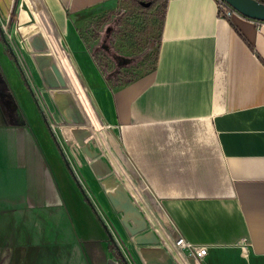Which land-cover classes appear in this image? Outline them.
<instances>
[{
    "label": "crops",
    "instance_id": "obj_1",
    "mask_svg": "<svg viewBox=\"0 0 264 264\" xmlns=\"http://www.w3.org/2000/svg\"><path fill=\"white\" fill-rule=\"evenodd\" d=\"M116 2L0 0V264H122L104 226L127 264H264V26L167 0L111 89L76 21Z\"/></svg>",
    "mask_w": 264,
    "mask_h": 264
},
{
    "label": "rangeland",
    "instance_id": "obj_2",
    "mask_svg": "<svg viewBox=\"0 0 264 264\" xmlns=\"http://www.w3.org/2000/svg\"><path fill=\"white\" fill-rule=\"evenodd\" d=\"M163 0H117L112 9L85 12L76 21L104 76L124 84L151 71Z\"/></svg>",
    "mask_w": 264,
    "mask_h": 264
},
{
    "label": "built area",
    "instance_id": "obj_3",
    "mask_svg": "<svg viewBox=\"0 0 264 264\" xmlns=\"http://www.w3.org/2000/svg\"><path fill=\"white\" fill-rule=\"evenodd\" d=\"M216 3V10H217V15L218 18L221 20H226L229 21L232 19L234 16H239L241 17L230 5H228L225 1L223 0H214ZM259 2V0H256ZM261 3V2H259ZM264 5V3H261ZM258 26H264V23L262 22H257ZM175 246L178 248H183L188 251L190 258L194 262H200L207 253V250L205 247H199L195 246L192 243L184 240L183 238H179L175 242Z\"/></svg>",
    "mask_w": 264,
    "mask_h": 264
},
{
    "label": "trees",
    "instance_id": "obj_4",
    "mask_svg": "<svg viewBox=\"0 0 264 264\" xmlns=\"http://www.w3.org/2000/svg\"><path fill=\"white\" fill-rule=\"evenodd\" d=\"M259 2L261 3H264V0H259ZM161 13H162V20H161V26H160V34H159V38H158V41H157V50H156V53H155V58H154V62H153V66L151 68V71L150 72H153L155 70V67H156V63H157V59H158V52H159V44H160V41H161V36H162V31H163V22H164V18H165V13H166V7H167V0H163L162 1V4H161ZM78 34L80 36V38L82 39V41L86 44V40L81 32V30L78 28ZM91 53V52H90ZM92 54V53H91ZM10 55L14 58L12 52L10 51ZM92 57L95 61V63L97 64V66L99 67L94 55L92 54ZM100 68V67H99ZM106 83L108 84V86L111 88V89H114V88H118L120 86H123V85H126V84H129L137 79H132L130 81H128L127 83H124V84H119V83H116V84H113L111 83V81L109 79H107L105 76H104V73L102 72V70L100 69ZM149 72V73H150ZM22 77L24 78V76L22 75ZM66 166L70 172V174L72 175V177L74 178V175H73V172L71 170V168L69 167V165L67 164L66 162ZM106 232L108 233V236H109V239L111 241V246H110V249L112 250V252L120 259V262L122 264H127L126 261L124 260L123 256L121 255L115 241L113 240V237L111 236V234L109 233V231L107 230V228L104 226Z\"/></svg>",
    "mask_w": 264,
    "mask_h": 264
},
{
    "label": "water",
    "instance_id": "obj_5",
    "mask_svg": "<svg viewBox=\"0 0 264 264\" xmlns=\"http://www.w3.org/2000/svg\"><path fill=\"white\" fill-rule=\"evenodd\" d=\"M241 17L264 23V5L256 0H223Z\"/></svg>",
    "mask_w": 264,
    "mask_h": 264
}]
</instances>
